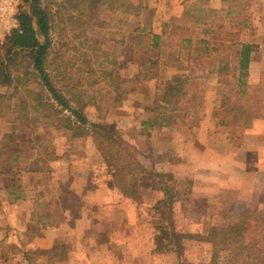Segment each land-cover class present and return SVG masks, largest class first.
Returning <instances> with one entry per match:
<instances>
[{
  "label": "crops",
  "instance_id": "1",
  "mask_svg": "<svg viewBox=\"0 0 264 264\" xmlns=\"http://www.w3.org/2000/svg\"><path fill=\"white\" fill-rule=\"evenodd\" d=\"M208 1L201 8L203 12L229 15L238 11L229 7L218 10L212 0ZM193 4L194 0H151V5L140 0L138 4L150 12L146 28L150 39L158 35L163 42L173 23L204 28L199 36L190 37L191 49L198 42L206 43L207 51L198 54L192 49L183 57L174 55L178 60L164 63L160 74L166 86L183 87L185 94L177 105L169 107L161 102V81L151 76L150 66L130 61L133 64L127 79L132 80L133 90L125 102L94 119L100 125H113L123 148L145 172L172 176L175 182L167 185L180 194L171 209L177 233L192 232L199 219L220 218L223 210L232 206L255 209L264 218V58L256 56L260 50L251 53L245 78H240L238 62L230 54L227 76L218 75L220 65L214 60L205 71L196 70L191 59L212 57L214 24H193L184 19ZM244 25L253 28V36L238 38L239 47L251 41L264 42L263 15L241 27ZM150 44L149 48L157 51ZM152 61L153 65L160 63L158 56ZM186 88L198 90V95L196 92L194 98ZM156 109L162 112L160 117L151 116ZM182 109V115L177 116ZM163 115L171 116L166 125L160 124ZM61 134L65 142L53 145V157L44 169H28L39 160V152L17 167L16 200L8 190L5 151L0 149V241L8 236L6 244H13L19 264H154L162 253L154 252L159 229L151 222L150 209L156 200L152 194L159 191L148 188L143 178L136 196L139 198V188L145 187V197L141 203H133L111 186L108 174L100 176L97 169L94 171L96 164L103 163L91 138ZM185 181L190 182L187 191L180 188ZM44 205L50 207L54 226L37 220ZM201 206H207L211 213H204Z\"/></svg>",
  "mask_w": 264,
  "mask_h": 264
},
{
  "label": "rangeland",
  "instance_id": "2",
  "mask_svg": "<svg viewBox=\"0 0 264 264\" xmlns=\"http://www.w3.org/2000/svg\"><path fill=\"white\" fill-rule=\"evenodd\" d=\"M10 1L15 14L21 10H25V6H23L21 0ZM100 1L103 2L100 9L102 11L105 10L101 13L100 19L95 20L92 18H84L83 23L79 26L77 23H74V17L71 18V16L64 15L62 13L63 11L61 8L65 6L64 0H39L40 7L46 9L49 13L48 37L51 41L49 57L51 61H53L47 68L50 80L53 85L66 97H70V95L79 92V99L81 100V103L86 105H84V113L92 122H95V118L108 114L109 110L115 108L117 104L124 100L123 96L119 95V91L117 93L112 92V89L117 84L118 77L127 78L131 67L130 64L134 63L138 66L140 65L144 67L150 66L151 72L149 73L151 76L153 75L158 81H161V89L158 91V94L161 95L167 86L163 80L165 77L160 74L163 73L162 69L165 66L164 63L168 64L166 61L169 54L182 55L181 57H183L187 50L194 49L198 54H201V52L204 54L203 52L207 51L205 49L206 47L198 42H195L194 44L192 43L194 46L192 49L191 45L187 48L183 47V39L191 36H199L201 34L200 30L204 29L197 25L188 23L185 25L183 22L173 23L167 28L166 37L163 42H161L162 47L160 52H157L158 50H151L149 48L151 39L149 35H146V28H148L147 25L151 22V17L148 16L150 13L149 10L139 9L138 17L134 16L131 12L140 6H138L140 0H126V4L129 5L130 11L125 12L123 11L125 7L117 8L116 12H113L110 8L104 9L108 5L110 6L112 1ZM147 1L151 5V0ZM207 2L209 3L208 0ZM195 3V6L192 5V7L187 5V8L191 7L189 15L183 17L184 19H187L189 23L193 24H196V18H203L205 21L212 22L214 24L211 31V37L214 38V46L212 48L214 51L211 54V58L191 59L192 61L190 63L195 66L196 70L205 71V69L209 68L210 61L214 60L215 63L219 65V61L221 59H224L225 57L229 59V54L232 57V60L235 58V61H237V51L240 49L239 44L236 43L238 42V38L245 39L253 33L252 27H245V25L244 27H241V24H246L248 21H256V18L261 15L264 17V0H212L213 6L216 7L215 9L219 10L223 7H229L230 10H238V15H236L237 13L227 15L224 11L218 14H213L212 12L205 10L203 12V10L200 11V9L203 7L205 2L195 1ZM112 5L115 6L114 4ZM119 17L121 18V21H119ZM103 23H106V26ZM255 23L256 22H254V24ZM176 27H180V30L176 29ZM2 32L4 33V29H0L1 53L4 49L3 45L7 40V36H3ZM38 38L40 41L43 40L40 35ZM248 44L255 45L257 48L254 52L260 50V53H256V56L261 55L262 58H264V42L256 44V41H251L248 42ZM195 52H193V54ZM57 56L61 58L59 60H55V57ZM156 56H158L160 63L153 65L150 61H152ZM105 59L106 62L104 61ZM114 59H117V64L111 63ZM130 61H133V63H130ZM72 63H75V66L72 67ZM99 63L102 64L99 65ZM88 70H91L92 72H89ZM104 71L112 72V78L108 79L106 76L103 77L102 73ZM94 80L97 82L90 87L89 84H91ZM232 81V84L234 85L235 81ZM121 87L129 88L130 84L124 83V86L122 85ZM12 88L13 87L7 89L4 86H0V95H5L3 99H0L2 102L1 108L3 110H5L7 103V105H11V107L21 101H25L30 106L34 105L38 101L33 99L34 95H37L39 91H42L38 80L29 79L26 84H18L19 94L13 96L11 100L7 101L6 97L13 91ZM26 89L31 90L30 97L25 95ZM185 91L187 92L188 89ZM196 92L198 95V90L190 89L188 91L191 95L194 94V98ZM46 99H48V95L45 94V96L42 97V102L46 101ZM93 104H95L98 109H94ZM179 111L180 112H176L177 116L182 115L183 109L182 111ZM42 112H44L43 107H41L37 113L31 112L30 115L31 117H36L40 120L39 114ZM160 113H162L160 109H156L155 112L153 111L151 113V116L160 117ZM10 118H12V116H9L8 114H4L0 117V149L1 151H5V153L3 152L5 160L12 159L17 154L23 157L21 159H16L15 162H11L13 164V171H17V167H21V165L28 163L27 159H32V155L35 156L34 153L38 154V152V159L41 160L40 166H44L46 161L53 157V145L55 144V146H57L59 143L63 144L65 142V138L62 137L61 133L65 132L69 135L68 132L58 129L52 120H40V122L36 125L30 127L26 124L10 122ZM107 126L113 127V125ZM3 131H7V133L4 134ZM13 133L15 135L12 139L6 136ZM108 137L109 136L101 135L99 139L100 143H103L104 145L106 140H108ZM111 137L116 138L119 145L123 148L117 138V133H114ZM5 148L7 150H5ZM125 151L128 152L127 150ZM95 167L94 171L96 172L97 169L100 176L104 173L108 174V168H106L104 163L103 165L96 164ZM100 178L102 179V177ZM110 179L112 180L111 177ZM145 182H147L145 185H149L150 180L147 179V181L145 180L143 183ZM181 184L182 186L180 188L182 190L187 189V185H185V183L181 182ZM168 186H170L171 189L173 188V185L168 184ZM114 189L117 190L116 188ZM139 189V198L134 200L130 199L135 204L141 203L140 200L146 193L145 187H140ZM8 190L10 191V189ZM166 195L164 192L160 193V191L156 192V195L152 194L156 200L150 209V218L153 226L159 229V234L161 231L164 232L173 229L174 225L172 210L170 213L165 209L163 214L154 212L157 203L166 199ZM168 196L170 197L169 193ZM173 207L172 203L171 209ZM201 208L204 213H211V209L207 206H201ZM256 211L257 210H251L246 206H242L241 208L240 206L236 208H234V206L229 208L227 207L223 210L224 214L220 216V218L205 216L204 218L199 219L192 228L193 231L190 233L197 234L198 231H200L199 229H201V232L204 233V231H206L209 227H214L215 225L216 227L227 224L236 225L240 221L246 220L248 224V240L254 236L256 231L262 230V227L259 229V224L264 223V218L258 216ZM171 222L172 224L170 227L169 223ZM7 226L10 225L8 224ZM254 239L257 240L256 237ZM7 240L8 236L5 241H0V264H19V261L17 260L18 256L16 255L17 253L12 246L13 244H6ZM165 244L166 249H163L161 252L162 254L155 257L154 264H163V262L164 264H181L182 262H188L191 264H233V260L236 261L240 257V255H236L234 257L232 252L233 248H231L232 246L230 245L228 246L229 248H226L225 250L222 246H205L194 240H179L178 244H173L172 242L169 244L165 242ZM177 246H179L181 250H178ZM260 246L264 247L263 244H260ZM123 253H125V251H123ZM246 253L254 256L251 251L245 250L244 254ZM44 263L46 264L45 261Z\"/></svg>",
  "mask_w": 264,
  "mask_h": 264
},
{
  "label": "trees",
  "instance_id": "3",
  "mask_svg": "<svg viewBox=\"0 0 264 264\" xmlns=\"http://www.w3.org/2000/svg\"><path fill=\"white\" fill-rule=\"evenodd\" d=\"M110 1H112V4L115 6L110 4V6L108 5L109 7L107 6L104 9L110 8L113 12H116L117 8L125 7V9H123L124 12L130 11V7L126 4V0ZM195 1L205 2L204 4H207V0ZM21 3L25 6V10H21L16 14L18 28L13 29L10 32V35L6 38L7 40L3 45L4 49L2 53L0 52V86H4L7 89L13 87V91L6 97L7 101L11 100L13 96L19 94L18 84H26L29 79L38 80L42 91H39L37 95H34L33 99L38 101L31 106L25 101H21L13 107L7 105V103L5 110H3L1 108L2 102L0 100V117L4 114H8L9 116H12L10 122L26 124L30 127L36 125L40 120H52L58 129L68 132L71 138H91L94 147L97 149L101 157V161L105 164L106 168H108V174L112 178V187L116 188L124 197L134 200L138 199L136 196L138 182L143 178L149 179L150 183L148 187L150 189L164 192L165 195L167 194L166 199L157 203L154 212L163 214L166 209L171 213V204L175 198H177V195H180L175 194L176 192H172L170 186L167 185L168 181L175 182L172 176L156 172H145V170L135 162L133 157L119 145L116 138L111 137V135L117 133L116 130L114 131L115 128L94 123L87 118L83 110L86 105L81 103L79 92L70 95V97H66L53 85L49 73L47 72V68L53 62L49 57L51 45V41L48 37L49 13L46 9L40 7L39 0H21ZM64 4L65 6L61 8L63 11L62 13L71 16V18L74 17V23H77L79 26L83 23L84 18L99 20L101 13L105 11L100 9L103 4L100 0H64ZM139 9H141L140 6L134 11H131L134 16H139ZM200 11L202 10L200 9ZM187 15H189V11H187ZM119 21H121L120 17ZM195 21L201 24L205 23L203 18H196ZM104 25L106 26V23ZM179 28L176 27V29ZM39 35L43 38L42 41L39 40ZM183 42V47H189L191 45L190 37L185 38ZM161 44L160 37L158 35H152L150 47L159 50ZM201 44L206 47V43ZM256 48L257 47L253 44L240 45V49L237 52L240 78H245L247 76L246 70L249 58ZM205 49L207 50V48ZM60 58L61 57L57 56L55 57V60H59ZM177 60V56L169 54L166 62H175ZM104 61L106 62V59ZM117 62V59L111 61L113 64H117ZM150 62L151 64L154 63L153 61ZM100 64L102 63H99V65ZM228 64L229 62L226 57L219 61V76L222 74L223 76H227V73L225 72H227ZM71 66H75V63H72ZM88 71L90 72L91 70ZM102 75L103 77L106 76L108 79L112 78V72L104 71ZM96 82L97 81L94 80L89 86L92 87ZM124 83H129L130 87L122 88L121 86H124ZM240 83H242V81H240ZM131 90H133L132 80L118 77L117 84L112 89V92L117 93L119 91V95H122L125 100ZM30 91V89H26L25 95L30 97ZM183 91V87L167 86L163 93L159 95V98L163 104L168 105L169 107L176 106L185 94ZM44 92L48 95V99L42 102V97L45 96ZM4 96V94L0 95V99H3ZM41 107L44 108V112L39 114L40 120L36 117H31L30 113H37ZM93 108L98 109L95 104H93ZM250 112L253 113L251 109ZM253 115L255 114H252L251 116ZM170 117V115H163L160 124L166 125L170 122ZM14 135L15 134L13 133L6 136L12 139ZM101 135L109 136L104 145L99 141ZM16 159H18L17 156L5 160V163H3V169L7 175V186L8 189H10V193L13 194L14 200L18 198V192L16 193V191L19 189V185L17 184L19 178H17L18 172L12 170L13 164L11 162H15ZM40 162L41 160H34L28 166V169L30 171H40L41 169H44L40 166ZM189 183L190 182L185 181L187 189L189 188ZM178 187H180V185ZM186 191H184V193H187ZM168 193L170 194V197L168 196ZM42 210L44 212L39 214L37 220H39L40 223H44V226H54L55 222L51 220L50 207L44 205ZM171 224L172 222L169 223L170 227ZM260 227H262V230L256 231L254 236L248 240V224L246 220H242L236 225L227 224L219 227H209L204 233L198 231L199 234H191L190 232L177 233L173 229L164 232L161 231V233L156 236V248L154 252L161 253L163 249H166L165 242H167V244L171 242L173 244H178L179 240H194L205 246H222L225 250L226 248H229V245L232 246L231 248H233L232 252L234 257L240 255L236 261L233 260V264L234 262L235 264H264V247L260 246V244L264 245V223L259 224V229ZM255 237L257 240L254 239ZM177 248L178 250H181L180 247L177 246ZM245 250L253 252L254 256L250 253V255L247 253L244 254ZM181 264L191 263L182 262Z\"/></svg>",
  "mask_w": 264,
  "mask_h": 264
},
{
  "label": "built area",
  "instance_id": "4",
  "mask_svg": "<svg viewBox=\"0 0 264 264\" xmlns=\"http://www.w3.org/2000/svg\"><path fill=\"white\" fill-rule=\"evenodd\" d=\"M10 0H0V29H4L3 36H9L13 29H17L16 14Z\"/></svg>",
  "mask_w": 264,
  "mask_h": 264
}]
</instances>
